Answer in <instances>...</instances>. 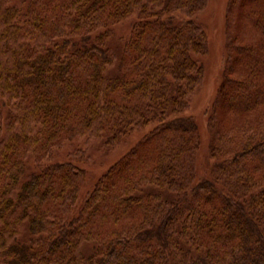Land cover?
<instances>
[{
    "label": "trees",
    "instance_id": "16d2710c",
    "mask_svg": "<svg viewBox=\"0 0 264 264\" xmlns=\"http://www.w3.org/2000/svg\"><path fill=\"white\" fill-rule=\"evenodd\" d=\"M207 1L0 0V264H264V0L227 1L200 178ZM147 128L78 204L83 155L56 151Z\"/></svg>",
    "mask_w": 264,
    "mask_h": 264
},
{
    "label": "rangeland",
    "instance_id": "374dc122",
    "mask_svg": "<svg viewBox=\"0 0 264 264\" xmlns=\"http://www.w3.org/2000/svg\"><path fill=\"white\" fill-rule=\"evenodd\" d=\"M228 0H208L203 11L196 17V20L204 27L208 40V53L203 58L204 76L196 93L192 96L186 115L194 118L200 136V150L195 162L197 176L208 177L211 166L214 163L209 159L208 148L210 135L207 131V114L212 103L215 101L219 85L221 83V71L225 60V10ZM28 0H13L14 5L25 8ZM135 17L127 19L121 24L113 25L109 30L108 45L112 55L115 57L114 65L110 71L115 76L119 73L118 62L122 53L124 42L129 36L131 25ZM111 32V34H110ZM150 129L134 130L115 149H107L103 141L86 139H74L64 144L63 148L56 151V160H64L68 154L80 151L85 164H79L87 173L86 185L82 189L78 204L83 202L87 193L92 189L97 179L114 162L131 149ZM30 170L33 163H29ZM86 253H91V245L84 248Z\"/></svg>",
    "mask_w": 264,
    "mask_h": 264
}]
</instances>
